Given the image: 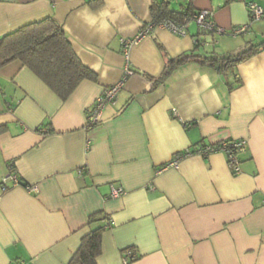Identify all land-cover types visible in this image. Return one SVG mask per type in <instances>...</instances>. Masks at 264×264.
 Returning <instances> with one entry per match:
<instances>
[{"label":"crops","instance_id":"1","mask_svg":"<svg viewBox=\"0 0 264 264\" xmlns=\"http://www.w3.org/2000/svg\"><path fill=\"white\" fill-rule=\"evenodd\" d=\"M152 2L0 0V36L52 18L97 76L63 101L20 62L0 70V264H70L96 214L113 221L97 264H264V51L225 74L189 63L151 80L184 54L264 43V20L232 35L250 22L247 2L264 0H193L223 34L153 28L126 54ZM127 70L116 104L87 128ZM240 140L239 175L222 153L187 154ZM12 172L19 183L4 190Z\"/></svg>","mask_w":264,"mask_h":264},{"label":"trees","instance_id":"2","mask_svg":"<svg viewBox=\"0 0 264 264\" xmlns=\"http://www.w3.org/2000/svg\"><path fill=\"white\" fill-rule=\"evenodd\" d=\"M249 3L247 2V5ZM150 10L156 26L166 21L185 25L201 12L196 10L193 0H185L178 9L173 8L171 0H153ZM262 51L264 43L248 44L234 53L184 54L177 59H169L163 75L159 79L151 80L155 84L165 83L178 68L189 63H196L225 74ZM13 62L22 63L63 101L67 100L83 81L97 79L96 74L84 66L76 55L62 25L52 18L0 36V70ZM3 130L4 127L0 128V132ZM221 143L212 146L216 147ZM205 146L207 145L199 148ZM199 148L187 154H196ZM107 220L108 217L102 214L93 215L89 219L90 231L83 238L70 264H97V258L102 253L103 235L108 230L105 224Z\"/></svg>","mask_w":264,"mask_h":264},{"label":"built area","instance_id":"3","mask_svg":"<svg viewBox=\"0 0 264 264\" xmlns=\"http://www.w3.org/2000/svg\"><path fill=\"white\" fill-rule=\"evenodd\" d=\"M247 7L250 14V22L249 24L243 27L233 29L232 35L234 36H240L248 33L249 29L254 23L264 20V7H261L256 2H250L247 5ZM212 16L213 15L211 11L202 10L198 15H195L194 18L190 22H187L185 25H176L173 22L166 21L156 26L154 22H151L135 38L127 39L123 41L126 54L128 53L131 47L137 45L142 40V38L147 36L153 28L167 29L176 35L184 36L188 34V27L191 24H196L205 34L207 33L223 34V31L219 30L217 26L214 24ZM133 74H134L133 71L127 70L126 75L124 76L122 81L106 89L103 95H101L98 99H96L87 119V125H86L87 128L91 129L101 123L105 109L108 106H112L116 104L118 95L122 90V88L124 87L125 81ZM245 146H246V141L243 140L233 141V142L226 141V142H222L219 146L216 147H213L212 145H207L204 148H199L196 151V155L201 157H208L209 155L214 153H222L226 156L228 165L232 170V173L234 175H239L241 173V161L239 156L244 151ZM179 161L180 158L177 157L176 159H174L171 166H178ZM9 182H13L15 185L19 183V176L16 172H12L11 175H6L3 177L2 188L4 190H6V188L8 187ZM124 194H125L124 189L117 187L112 189L111 197L118 198V197H122ZM105 224H106V228L110 229L113 226V221L108 220Z\"/></svg>","mask_w":264,"mask_h":264},{"label":"rangeland","instance_id":"4","mask_svg":"<svg viewBox=\"0 0 264 264\" xmlns=\"http://www.w3.org/2000/svg\"><path fill=\"white\" fill-rule=\"evenodd\" d=\"M172 1V3H173V8H175V9H178L179 8V6L181 5V4H183L184 3V1L185 0H171ZM217 36H219L220 38H222V37H227V35H223V36H220V35H217ZM229 37V36H228ZM218 39V38H217ZM246 40H247V38H245ZM242 40V39H241ZM213 48V47H212Z\"/></svg>","mask_w":264,"mask_h":264}]
</instances>
